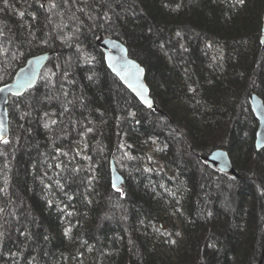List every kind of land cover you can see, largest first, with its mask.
Instances as JSON below:
<instances>
[{
	"label": "trees",
	"instance_id": "16d2710c",
	"mask_svg": "<svg viewBox=\"0 0 264 264\" xmlns=\"http://www.w3.org/2000/svg\"><path fill=\"white\" fill-rule=\"evenodd\" d=\"M263 17L264 0H0V86L53 53L10 102L0 264H264L249 99L264 98ZM106 37L146 67L157 108L110 72ZM217 148L239 177L207 165ZM219 186L234 189V209Z\"/></svg>",
	"mask_w": 264,
	"mask_h": 264
},
{
	"label": "water",
	"instance_id": "95a60500",
	"mask_svg": "<svg viewBox=\"0 0 264 264\" xmlns=\"http://www.w3.org/2000/svg\"><path fill=\"white\" fill-rule=\"evenodd\" d=\"M262 42L264 45V17ZM100 45L104 51L105 61L110 72L120 80L143 106L149 108L141 99V96L137 94L139 92H142L145 99L151 101V108H157V103L147 81V69L142 63L130 56L128 46L113 37L103 38ZM52 55L53 53L48 51L30 57L27 63L18 69L11 82L0 86V89H3V91H0V126H2V134L5 138L10 132L11 117L9 106L11 99L24 95L38 84L43 69ZM249 99L252 110L259 121L255 146L258 151H261L264 149V98L257 92H253L250 94ZM204 160L212 168L232 174L234 177L240 176L238 169L233 163L230 151L226 148L213 150L204 157ZM111 183L112 186L113 184L116 185L115 189H122L126 184V178L118 168L114 157L111 160Z\"/></svg>",
	"mask_w": 264,
	"mask_h": 264
},
{
	"label": "snow or ice",
	"instance_id": "6c2138e0",
	"mask_svg": "<svg viewBox=\"0 0 264 264\" xmlns=\"http://www.w3.org/2000/svg\"><path fill=\"white\" fill-rule=\"evenodd\" d=\"M5 3H7V0H5ZM237 3H239V4H243V3H244V0H237ZM179 6H180V5L178 4L177 7H179ZM53 7H55L54 4H53ZM107 7H108L109 9H111V8H112V5H111V4H108ZM105 19H111V17L108 16L107 13H105ZM149 31H151V29H149ZM177 35H180V33H177ZM130 75H131V74H130ZM189 90L192 91L191 88H190ZM0 91H3V89H0ZM137 94L141 96V99L144 101V103H146V104L148 105L149 108L152 107L151 101L145 99V98L143 97V95H142V92H139V93H137ZM45 115L47 116V113H45ZM133 115H134V114H133ZM52 123L55 124L56 121L53 120ZM45 127H48V124H45ZM2 131H3V130H2V126H0V142H3V143H5V144H7V143H8V140H7V139L5 138V136L2 134ZM88 131H91V129H88ZM113 187L115 188L116 185L113 184ZM117 191H121V190H120V189H117ZM2 211H3V209H0V212H2ZM3 235H4V233H3V232H0V239L3 238ZM177 235H179V233H177ZM173 243H174V241H173Z\"/></svg>",
	"mask_w": 264,
	"mask_h": 264
},
{
	"label": "rangeland",
	"instance_id": "374dc122",
	"mask_svg": "<svg viewBox=\"0 0 264 264\" xmlns=\"http://www.w3.org/2000/svg\"><path fill=\"white\" fill-rule=\"evenodd\" d=\"M190 155H188L189 157ZM191 161H195L194 158H192V156L189 157ZM188 158V160H189ZM201 170V169H200ZM219 188L221 189V204L223 205V208L228 210H232V208L234 209L237 200H236V193L234 191V189L231 188H223L222 186H219Z\"/></svg>",
	"mask_w": 264,
	"mask_h": 264
}]
</instances>
